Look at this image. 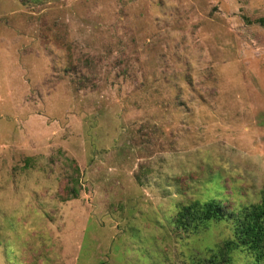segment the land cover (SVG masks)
I'll return each mask as SVG.
<instances>
[{
    "label": "rangeland",
    "instance_id": "rangeland-1",
    "mask_svg": "<svg viewBox=\"0 0 264 264\" xmlns=\"http://www.w3.org/2000/svg\"><path fill=\"white\" fill-rule=\"evenodd\" d=\"M259 18L264 0H0V264H190L232 238L172 220L264 197Z\"/></svg>",
    "mask_w": 264,
    "mask_h": 264
},
{
    "label": "trees",
    "instance_id": "trees-1",
    "mask_svg": "<svg viewBox=\"0 0 264 264\" xmlns=\"http://www.w3.org/2000/svg\"><path fill=\"white\" fill-rule=\"evenodd\" d=\"M264 25V18L257 19ZM232 219L233 237L223 241L217 249L202 258L193 259L190 264H229L232 250L244 248L255 257L258 264L264 258V197L255 203L242 206L237 212L228 211L216 199L194 200L182 205L173 217L178 229L196 232L206 228L211 221Z\"/></svg>",
    "mask_w": 264,
    "mask_h": 264
}]
</instances>
